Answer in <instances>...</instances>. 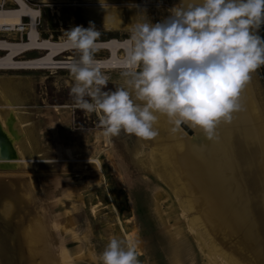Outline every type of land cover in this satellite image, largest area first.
I'll return each mask as SVG.
<instances>
[{
    "label": "rangeland",
    "instance_id": "1",
    "mask_svg": "<svg viewBox=\"0 0 264 264\" xmlns=\"http://www.w3.org/2000/svg\"><path fill=\"white\" fill-rule=\"evenodd\" d=\"M25 1L41 13L37 26L41 39L56 41L65 37V31L90 24L101 32L98 42L129 39L130 31L106 32L93 23L97 7L89 4L92 0ZM0 5L18 7L13 0H0ZM147 6L142 20L152 24L171 15L163 5ZM23 24L21 29L28 28L29 19L25 17ZM27 36V31L0 32V40L11 42L27 41ZM5 55L0 52V58ZM44 55L30 51L18 59ZM67 57L78 58V53L66 52L57 60ZM110 57L107 50L95 53L96 59ZM121 71H103L110 77L106 91L124 84ZM252 82L264 108V66ZM72 83L63 68L0 71V136L7 133L12 142L0 159V264H63L62 254L65 264H101L100 254L110 238L128 242L125 233H133L138 241L141 264H228L205 248L203 229L191 221L197 213L181 206L183 196L175 194L160 173L152 145L124 132L105 137L97 127L99 115L75 107L69 95ZM180 131L197 142L192 130ZM67 150L80 159L100 160L103 177L95 164L51 162L66 160ZM13 151L15 157L4 155ZM10 192L22 195V201L15 202ZM6 194L12 205L17 203L10 215L2 211ZM38 220L47 234V249L37 248L29 256L23 232ZM17 231L19 239L14 238Z\"/></svg>",
    "mask_w": 264,
    "mask_h": 264
},
{
    "label": "clouds",
    "instance_id": "2",
    "mask_svg": "<svg viewBox=\"0 0 264 264\" xmlns=\"http://www.w3.org/2000/svg\"><path fill=\"white\" fill-rule=\"evenodd\" d=\"M161 23L131 25L120 61L124 84L105 90L110 77L95 53L101 32L90 24L64 32L65 46L78 53L66 64L69 95L86 114L99 115L105 137L124 132L140 140L159 136L161 116L176 134L183 128L208 142L218 126L246 111L242 94L264 66V0H181ZM137 242L110 238L101 264H141Z\"/></svg>",
    "mask_w": 264,
    "mask_h": 264
},
{
    "label": "bare ground",
    "instance_id": "3",
    "mask_svg": "<svg viewBox=\"0 0 264 264\" xmlns=\"http://www.w3.org/2000/svg\"><path fill=\"white\" fill-rule=\"evenodd\" d=\"M13 1L18 6L14 9H4L0 5V32L27 31L28 39L22 42L0 40V52L6 54L0 58V71L67 70L66 64L74 58L57 60L60 55L74 51L65 46V37L56 41L41 39L37 27L40 11L32 9L25 0ZM180 3L181 0H150L147 4L154 5L156 9L163 5L170 11ZM89 4L97 7L93 10V23L106 32L130 31L131 25L142 20V13L147 10L143 0H92ZM123 7L127 8L125 12ZM25 17L29 19L28 28L21 29ZM126 41L111 39L98 42L101 45L99 50L111 53L110 58L97 59L101 61L103 71L121 69ZM30 51L45 52V55L35 59H18ZM242 103L246 111L237 114L232 124L221 123L218 126L217 141H206L199 129L195 136L197 142L181 131L172 134L167 118L161 116L157 124L159 136L146 143L154 148L151 154L155 155L166 182L175 194L183 196L181 206L197 213L191 221L203 229L201 238L205 248L227 260L228 264H264V108L252 80L242 94ZM0 137L1 159L3 149L12 142L7 133ZM12 153L4 155H17L15 151ZM22 160L26 159L22 157ZM51 162L64 165L76 163L79 166L95 164L103 177L104 166L100 160L91 157L80 159L74 157L70 150H67L66 160ZM8 194L15 195V202L22 201V195ZM8 198L6 194L2 211L10 215L17 203L12 205ZM38 221L23 232L29 256L38 251L37 248L42 251L47 249L44 240L47 234ZM20 236L18 231L14 234L15 239ZM125 237L128 242H135L133 233H125ZM21 252L24 254V250ZM62 255L65 264L67 257Z\"/></svg>",
    "mask_w": 264,
    "mask_h": 264
},
{
    "label": "trees",
    "instance_id": "4",
    "mask_svg": "<svg viewBox=\"0 0 264 264\" xmlns=\"http://www.w3.org/2000/svg\"><path fill=\"white\" fill-rule=\"evenodd\" d=\"M259 34L264 37V26L261 27Z\"/></svg>",
    "mask_w": 264,
    "mask_h": 264
},
{
    "label": "built area",
    "instance_id": "5",
    "mask_svg": "<svg viewBox=\"0 0 264 264\" xmlns=\"http://www.w3.org/2000/svg\"><path fill=\"white\" fill-rule=\"evenodd\" d=\"M143 1H145V2H146V4H147V3H149V1H150V0H143Z\"/></svg>",
    "mask_w": 264,
    "mask_h": 264
}]
</instances>
